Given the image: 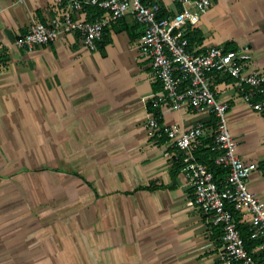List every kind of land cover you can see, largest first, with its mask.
Returning <instances> with one entry per match:
<instances>
[{
    "label": "crops",
    "instance_id": "0c3cea01",
    "mask_svg": "<svg viewBox=\"0 0 264 264\" xmlns=\"http://www.w3.org/2000/svg\"><path fill=\"white\" fill-rule=\"evenodd\" d=\"M65 1L0 0V264H222V230L190 204L194 190L167 134L146 127L149 115L180 129L214 125V115L158 100L161 83L132 15L105 27L92 49L78 31L32 50L15 46ZM156 1L167 12L180 7ZM104 14L86 6L74 17ZM187 38L196 52L245 47L264 72V0H213ZM212 83L229 105L238 154L257 163L248 186L264 203V109H253L264 92L246 101L235 78ZM213 136L197 145L203 158L208 146L215 152ZM249 252L259 263L264 246Z\"/></svg>",
    "mask_w": 264,
    "mask_h": 264
},
{
    "label": "built area",
    "instance_id": "2783aa9c",
    "mask_svg": "<svg viewBox=\"0 0 264 264\" xmlns=\"http://www.w3.org/2000/svg\"><path fill=\"white\" fill-rule=\"evenodd\" d=\"M177 2L179 9L160 17L162 6L156 0H66L61 15L49 18L46 23L32 22L15 40V46L32 50L57 40L63 33L78 31L84 45L92 49L95 42L102 39L105 27L125 15H132L142 27L140 46L161 83L158 100L175 109L188 105L192 110H208L215 117L214 125L200 121L180 129L163 128L158 117L149 115L148 133L154 136L165 132L176 148L173 157L183 165L194 190L190 204L204 214L210 224L222 230V264H259L247 250L234 215L237 211L248 218L251 237L264 238V203L248 186V179L258 166L238 154L237 141L228 123L229 105L216 97L212 77L235 78L239 85L246 87L243 98L249 101L255 94L264 92V72L251 67L252 54L245 47L226 50L212 46L200 52L190 50L188 27L200 22L213 0ZM86 6L97 7L106 14L91 21L75 18L74 13ZM253 109L263 110L264 99L253 104ZM211 134L214 135V163L227 169L225 179L220 182L195 153L200 141Z\"/></svg>",
    "mask_w": 264,
    "mask_h": 264
},
{
    "label": "trees",
    "instance_id": "16d2710c",
    "mask_svg": "<svg viewBox=\"0 0 264 264\" xmlns=\"http://www.w3.org/2000/svg\"><path fill=\"white\" fill-rule=\"evenodd\" d=\"M162 6V5H161ZM88 7H92V6H88ZM96 11H102V9H99L97 7H93ZM97 13H100V12H97ZM169 14V12H167L166 10H164V8L162 7V10L161 12L159 13V16H165ZM226 49H236L235 47H231V48H226ZM215 120V119H214ZM212 136V134H211ZM210 147L211 146H208L207 149H209V152L207 153V155L205 156V158L202 157V154L200 153V149L198 150H195V153L196 155L203 161H205L206 163H208L209 167L212 169V171L214 172V176L216 178L217 181H222L225 179L226 175H227V169L226 168H223L222 166H219L215 163H212V159L211 160H208V157L209 156H214L215 155V152H213L212 150H210ZM238 212L237 211H234V214H235V217L236 219H238ZM237 226H238V229L240 231V235L241 237L243 238V241L245 243V246L247 248L248 251H251V250H258L261 248V246L263 247L264 246V238H253L251 237V232L250 230H248L247 227L245 228H242L240 226V223H237ZM213 227H216L218 229H221L219 226H214ZM245 229V231H244ZM260 254H262V257H260L261 259H259V263L260 264H264V252H261ZM255 257V256H254ZM256 259V257H255Z\"/></svg>",
    "mask_w": 264,
    "mask_h": 264
}]
</instances>
